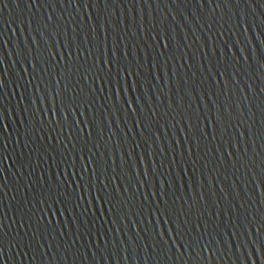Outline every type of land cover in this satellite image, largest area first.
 I'll list each match as a JSON object with an SVG mask.
<instances>
[{"label": "water", "instance_id": "obj_1", "mask_svg": "<svg viewBox=\"0 0 264 264\" xmlns=\"http://www.w3.org/2000/svg\"><path fill=\"white\" fill-rule=\"evenodd\" d=\"M0 264H264V0H0Z\"/></svg>", "mask_w": 264, "mask_h": 264}]
</instances>
